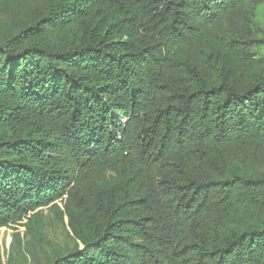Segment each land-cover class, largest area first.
Listing matches in <instances>:
<instances>
[{"label":"trees","instance_id":"trees-1","mask_svg":"<svg viewBox=\"0 0 264 264\" xmlns=\"http://www.w3.org/2000/svg\"><path fill=\"white\" fill-rule=\"evenodd\" d=\"M0 3V230L39 243L48 208L49 264H264V38L233 22L264 0Z\"/></svg>","mask_w":264,"mask_h":264},{"label":"rangeland","instance_id":"rangeland-1","mask_svg":"<svg viewBox=\"0 0 264 264\" xmlns=\"http://www.w3.org/2000/svg\"><path fill=\"white\" fill-rule=\"evenodd\" d=\"M2 4V3H0ZM17 19L0 6V42L18 23ZM240 33L253 38H264V6L247 9L242 19H233ZM257 58L264 57V45L254 51ZM41 241L35 242L25 236L23 228L0 230V264H49L56 256L66 254L73 246L60 222L48 208L40 210ZM17 229V230H16ZM15 233L21 234L22 245L15 240Z\"/></svg>","mask_w":264,"mask_h":264}]
</instances>
